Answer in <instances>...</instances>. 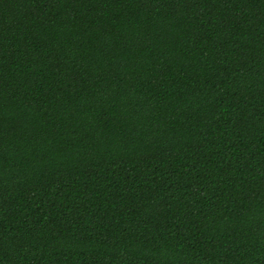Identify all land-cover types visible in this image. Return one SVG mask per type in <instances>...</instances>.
Segmentation results:
<instances>
[{"label":"trees","instance_id":"obj_1","mask_svg":"<svg viewBox=\"0 0 264 264\" xmlns=\"http://www.w3.org/2000/svg\"><path fill=\"white\" fill-rule=\"evenodd\" d=\"M0 264H264V0H0Z\"/></svg>","mask_w":264,"mask_h":264}]
</instances>
